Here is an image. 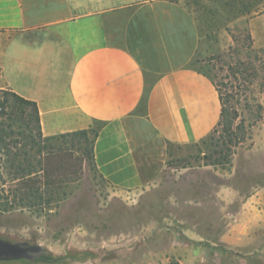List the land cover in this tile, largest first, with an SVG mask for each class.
Wrapping results in <instances>:
<instances>
[{"label": "crops", "instance_id": "1", "mask_svg": "<svg viewBox=\"0 0 264 264\" xmlns=\"http://www.w3.org/2000/svg\"><path fill=\"white\" fill-rule=\"evenodd\" d=\"M253 2L242 17L264 48V0ZM203 21L186 0H0V89L37 102L44 136L102 123L95 172L113 194L143 197L174 148L202 143L221 120L217 85L193 65ZM213 175L207 200L189 204L206 213L181 222L174 255L264 264V183L241 188L224 183V169Z\"/></svg>", "mask_w": 264, "mask_h": 264}, {"label": "rangeland", "instance_id": "2", "mask_svg": "<svg viewBox=\"0 0 264 264\" xmlns=\"http://www.w3.org/2000/svg\"><path fill=\"white\" fill-rule=\"evenodd\" d=\"M186 1L204 14L207 33L193 65L213 78L238 135H246L232 144V165L208 164L218 129L202 143L174 148L167 170L148 193L124 198L111 192L85 154L82 174L64 186L66 197L58 207L42 215L27 209L0 211V241L29 246L0 264H180L174 236L181 222L192 224L194 215L206 213L189 204L207 200L215 169H224V183L228 177L241 188L264 183V48L254 47L242 17L247 15L243 3L250 2L251 13L254 2ZM256 157L263 160L257 170ZM234 162L236 171L228 175Z\"/></svg>", "mask_w": 264, "mask_h": 264}, {"label": "trees", "instance_id": "3", "mask_svg": "<svg viewBox=\"0 0 264 264\" xmlns=\"http://www.w3.org/2000/svg\"><path fill=\"white\" fill-rule=\"evenodd\" d=\"M243 4V13H250V2ZM220 96L222 117L212 134L222 130L214 138L217 148L209 154L208 164L232 165V144L238 145L246 135H238L235 117L221 93ZM96 125L44 136L37 102L0 89V211L27 209L42 215L58 207L66 197L64 186L82 174L87 162L85 154H89L88 162L96 170L94 145L102 123ZM78 151L82 153L76 154Z\"/></svg>", "mask_w": 264, "mask_h": 264}, {"label": "water", "instance_id": "4", "mask_svg": "<svg viewBox=\"0 0 264 264\" xmlns=\"http://www.w3.org/2000/svg\"><path fill=\"white\" fill-rule=\"evenodd\" d=\"M28 248L27 244H10L0 241V260L17 258L22 251Z\"/></svg>", "mask_w": 264, "mask_h": 264}]
</instances>
